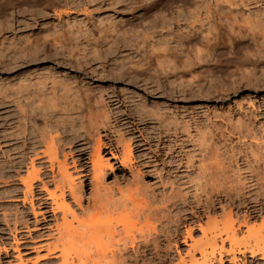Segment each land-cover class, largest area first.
Listing matches in <instances>:
<instances>
[{"label": "rangeland", "instance_id": "374dc122", "mask_svg": "<svg viewBox=\"0 0 264 264\" xmlns=\"http://www.w3.org/2000/svg\"><path fill=\"white\" fill-rule=\"evenodd\" d=\"M72 1L0 0V89L8 86V80L26 77L35 80L52 73L55 76H46L69 82L76 78L73 84L80 81L85 91L89 88L86 93L96 94V97L110 96L113 100H110V109L122 114L120 128L125 131L126 138L132 137L134 142L141 140L132 125L134 121L147 140L148 145L138 149L133 144L134 155L139 150L147 157L156 152V168H161L156 171L169 178L164 187L159 184L156 173L143 178V184L151 189L145 187L154 188L155 196L159 195L158 200L151 201L154 205L149 204V210H156L154 206L159 210L166 205L170 213H175L170 214V218L183 214L184 210L187 213L184 205L181 211L180 201L188 191L190 197L188 193L185 196L193 205L194 187L183 182L192 171H197L199 166L196 165L202 161L211 172H217L218 182L223 183L224 189L245 184L240 194L245 201L236 202L238 207L233 213L239 211L241 214L246 202L253 206V199L261 194L255 182L264 180V0H219L220 3L227 1V6L226 2H222L223 6L216 3L218 0ZM59 9L67 14L58 17L53 11ZM200 13L208 15L203 17ZM198 14V18L202 17L198 19L201 27L198 21L191 22ZM260 21L262 27L258 25ZM190 23L193 26H189ZM2 95L0 140L4 141L11 133L8 120L17 114V109L8 103V91ZM115 99L122 103H116ZM127 112L130 118L126 117ZM204 146L207 148L203 149ZM202 149L208 152L201 153ZM2 157L4 159L0 154V163ZM247 160L256 172L250 173ZM113 169L119 173L121 168L114 163ZM6 180L0 181V208L3 202L10 207L16 202L14 205L22 210L20 202L7 203L8 198L2 196L10 190L8 195L15 194L18 198L20 194L19 183L9 179L6 183ZM110 181L111 178L107 180ZM165 190L167 195L173 190L179 192H173L179 198L175 206H171V202H160L162 192L166 197ZM24 207L23 215L26 213L25 219L31 225L33 218L27 205ZM217 211L219 215V209ZM252 216L251 225H262L264 209ZM165 222H155V225L161 228L167 225ZM183 224L186 225L169 224L170 243L162 242V248L169 245L163 248V264L175 263L178 253L184 255L187 251V245L181 241ZM30 225L28 231L19 228L18 233L25 236L33 232ZM193 232L194 238L199 237L198 231L194 229ZM2 242L8 246L11 237L0 218V247ZM247 244L253 245V241ZM22 258L25 264H31L35 255L22 254ZM238 260L245 264H264L258 256L249 257L248 254L244 259L238 255Z\"/></svg>", "mask_w": 264, "mask_h": 264}, {"label": "bare ground", "instance_id": "6f19581e", "mask_svg": "<svg viewBox=\"0 0 264 264\" xmlns=\"http://www.w3.org/2000/svg\"><path fill=\"white\" fill-rule=\"evenodd\" d=\"M222 2L228 5L227 1ZM222 2L218 0L216 3L222 5ZM203 12L206 13L205 10ZM53 13L58 17L67 14L60 9ZM208 14L204 16L200 13L203 17ZM189 15L192 18V14ZM195 16L197 18L191 20L192 24L193 21L200 23L198 19L202 17L198 18L199 14ZM262 22H258L261 27ZM45 76L35 80L28 77L8 80V86H1L0 89L1 97L8 91V103L17 109V114L11 115V120H8L10 136L8 134V139L0 140V154L4 156L0 163V181L15 180L21 187L18 188V198L15 194L8 195L11 190L3 191L9 193L2 196L8 198L7 203L20 202L23 209L27 205L33 218L30 225L25 219L26 213L23 215V209L15 206L16 202L12 207L2 203L0 218L11 242H8V246L1 243L0 264H25L22 254L35 255L31 264H163V248L169 247L171 222L186 223L183 224L181 241L187 245V251L184 255L178 253L175 263L170 261L169 264H245L238 260V255L244 259L245 254L258 256L264 261V222L258 227L250 223L252 215L264 209V180L260 184L255 182L261 194L253 199L254 205L248 206L246 202L243 212L239 214L236 211L234 214L233 210L238 207L235 203L245 201L243 195L240 196L245 184L224 189L223 183L218 182L220 178L217 172L207 169V165H202L203 159H200L202 163L197 162L201 163L196 165L199 166L197 171H192L196 173L195 176L191 173L183 182L194 187L191 195L194 204L191 205L188 196H185L188 191L180 201L181 211L185 207L188 212L184 210L175 218L171 216L172 219L169 217L172 214L169 206L165 205L159 210L154 206L156 210L153 207L154 210H149L154 205L151 201H155L159 195L155 196L154 188L150 190L151 186L143 184V178L156 173L163 187L169 178L158 173L161 168H156V152L147 157L139 150L134 155L133 144L137 149L148 145L141 129L132 121L142 144L141 140L134 142L132 137L126 138L125 131L120 128L123 125L120 123L122 114L118 115L115 109H110V96L104 98L102 94L96 97V94L86 93L89 88L85 91L80 81L73 84L76 78L69 82L64 78ZM115 100L122 103L120 99ZM126 117L130 118L129 112ZM241 130L238 129L239 133ZM248 162L246 167L250 168V173L256 172ZM114 163L120 165L119 173L113 169ZM191 163L188 164L193 167ZM109 178L110 183L107 182ZM7 180L6 183L9 182ZM165 192L166 197L162 192L160 202H171V206H175L179 201L176 196L179 192L173 190L178 194L171 191L168 195ZM218 193L223 195L219 196ZM218 216L222 219H218ZM162 219L167 225L159 224L161 228H158L155 222L162 223ZM29 225L33 227V232H27L25 236L18 233L19 228L28 231ZM194 229L199 232L197 238L192 235ZM250 240L253 245L247 244ZM165 241L168 244L162 248ZM242 243L243 246H240Z\"/></svg>", "mask_w": 264, "mask_h": 264}]
</instances>
